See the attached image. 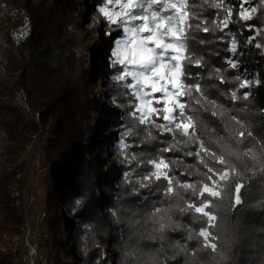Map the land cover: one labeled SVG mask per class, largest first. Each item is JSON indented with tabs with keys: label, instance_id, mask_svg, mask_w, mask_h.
I'll list each match as a JSON object with an SVG mask.
<instances>
[{
	"label": "trees",
	"instance_id": "16d2710c",
	"mask_svg": "<svg viewBox=\"0 0 264 264\" xmlns=\"http://www.w3.org/2000/svg\"><path fill=\"white\" fill-rule=\"evenodd\" d=\"M86 1L0 0V66L14 76L8 85L0 82V89L8 87L7 93H0V99L6 100V104L0 100V159L8 156L16 160L25 139L40 129L39 124L49 133L47 157L55 162V175L51 176L57 187L53 204L59 208L63 203L73 216L71 245L80 264H264V49L257 47L256 38V27L264 29V0H249L260 7L249 23L239 17L244 0H224L225 8L233 9L227 32L216 28L206 33L193 28L194 38L189 40L194 58L202 63L188 67L197 73L207 97L204 106H197L199 111L193 113L197 135L237 170L226 184L222 183L223 198L215 200L209 209L217 216L216 227L211 229L218 238L215 253L204 248L203 239L198 238L199 230L207 224L186 207L188 201L199 203L191 189H180L178 195L166 197V181L149 184L143 179L153 170L147 161L162 155L175 161L171 174L177 179L183 183L201 181L206 168L198 157L185 155L199 150L197 144L160 153L158 149L167 146L161 141L170 142L171 135L160 136L153 129L158 140L149 141L141 127L144 135L134 137L131 133L136 161L113 162L105 154L108 151L99 129L103 124L91 125L102 108L100 94L93 88L92 68L78 70L79 58L66 43L68 30L81 22ZM200 2L196 0L197 5ZM192 11L200 14L192 23L207 21L210 29L226 15L225 9L207 5ZM228 32L238 40L242 64L260 82L247 98L240 87L241 79L229 67ZM114 69L118 72L120 66ZM101 77L108 84L114 105L125 112L129 127L135 126L123 85L103 70ZM15 95L21 97L29 114L37 115L38 123L28 122L15 104ZM213 111L217 115H212ZM113 112L106 109L105 114L109 113L110 119ZM241 131L243 138L238 135ZM206 159L217 169L225 168ZM12 177V173H0V229L9 234L21 221L9 193ZM237 183L245 187L241 189L242 203L233 207ZM156 207L168 209L163 219L152 215ZM107 209L113 215H107ZM64 220L61 215L51 220L53 232L60 235ZM57 234L55 241L64 248Z\"/></svg>",
	"mask_w": 264,
	"mask_h": 264
},
{
	"label": "snow or ice",
	"instance_id": "6c2138e0",
	"mask_svg": "<svg viewBox=\"0 0 264 264\" xmlns=\"http://www.w3.org/2000/svg\"><path fill=\"white\" fill-rule=\"evenodd\" d=\"M244 2L248 3L249 0ZM205 5L226 11L224 19L215 22L211 29L207 26V21L192 23L200 19V14L192 11V8H203ZM241 9L239 13L241 20L250 18L249 11L251 13L257 11L255 7L243 8V4ZM232 11L231 7L225 8L224 0L219 2L201 0L198 5L196 0H192L191 4L189 0H103L100 7V12L108 23L122 29V38L115 39V49L111 51L112 66H120L118 74L112 79L122 84L126 90L131 101L130 115L138 125L144 126L143 130L146 131V139L149 141L158 140V136L153 135V129L160 136L165 133L171 135L170 142L161 141L167 143V146L159 148L160 153L181 151L192 144H197L199 150L187 151L185 155L198 157L199 162L206 168L201 181L183 183L171 174L173 171L171 164L175 161L160 155L147 161L153 170L145 174L143 179L149 184L166 181L164 191L166 197L178 195L180 189L185 191L191 189L192 194L198 197L199 203L188 201L186 207L197 214L196 219L207 224V227L199 230L198 238H202L203 247L210 248L213 253L217 251L218 245L215 241L218 238L211 229L216 227L217 216L209 209L214 206L215 200L223 198L225 184L230 175H235L237 170L229 167L225 157L209 149L197 135L198 122L193 113L199 111L197 106H204L207 97L199 83L197 73L190 71L188 67L191 64L199 67L202 63L200 58H194L189 40L194 38L191 35L193 28L206 33L210 30L215 31L216 28L223 31L230 22ZM200 42L205 41L201 39ZM235 50L236 41L233 39L231 51L235 53ZM228 63L232 68L237 67L232 60ZM237 79L240 80V77L237 76ZM247 83L241 80L240 87H246ZM232 98H236L235 91ZM212 115L217 113L213 111ZM238 135L243 138L245 133L241 131ZM121 147L127 145L121 142ZM206 158L224 165L225 168L213 167ZM243 187L245 186L242 183L235 185L233 207L242 203ZM167 211L166 208L156 207L152 215L163 219V214Z\"/></svg>",
	"mask_w": 264,
	"mask_h": 264
},
{
	"label": "rangeland",
	"instance_id": "374dc122",
	"mask_svg": "<svg viewBox=\"0 0 264 264\" xmlns=\"http://www.w3.org/2000/svg\"><path fill=\"white\" fill-rule=\"evenodd\" d=\"M94 3L101 7L103 0L86 1L82 7L81 22L68 30L66 43L79 58L78 70L83 71L87 68H92L93 88L99 95L101 85H106V89H108V84L101 78L102 70L107 72L109 77H113L119 72L115 69L113 70L111 51L115 49V39L122 38V29L116 25L109 24L106 18L105 23L98 22L99 10L94 7ZM250 7H255L257 11L255 13L249 11L248 15L250 18L242 20L244 23L252 22L260 11V7L254 6L251 2L243 3V8ZM248 25L252 26L251 24ZM249 26L248 29L250 30L251 27ZM223 30L227 32L228 26L223 28ZM21 31L22 29L19 30V34ZM263 31V28L259 29L256 27L258 44L264 49ZM229 34L231 36L229 44L230 54H233L231 51L233 39L236 41L235 51H237L235 58L232 59L230 57L228 59H232L237 67L232 68L230 65L229 67L233 69L241 80L248 82L247 86L242 89L244 96L246 94L247 97H250L254 85L260 82L257 76H253L254 73L250 71L248 66L242 64L238 54V40L233 33L228 32L227 35L229 36ZM13 77L12 72L0 66V82L8 85L13 80ZM128 82H131L130 79ZM7 88L0 89V93H2V90L7 93ZM103 95L100 94V105L102 108L97 110V118L92 121L91 125L92 127H98L99 124H103L99 129L100 135L105 142V149L108 151L105 154L113 162H117L120 159H124L127 162L136 161L137 156L134 154V150L131 149L133 146L131 133L134 137L144 135L141 131L144 126L138 125L135 121V126L129 127L122 108L118 105L109 106V101H107L108 105H103ZM0 100L3 104H6V100ZM15 101V104L21 107L31 125L38 123L37 115L28 113L29 110L23 105L19 95H15ZM106 109L114 111L110 119L108 118L109 113L105 114ZM104 119H108V121ZM101 120H104V122L101 123ZM39 128L37 132L31 134V137L25 139L24 147L16 160H11L8 156H5L2 160L0 159V173L6 172L13 175L9 193L13 199V208L21 217L20 224L16 228L13 227L12 233L10 232L9 234L5 230L0 229V264H80L78 256L74 254L75 248L71 245L69 227L73 216L63 203L59 208L53 204V196L57 187L54 185L51 175H55V162L47 157L49 133L43 127H40V124ZM121 142L127 147L122 148ZM137 180L140 181V179ZM146 181L144 180V182ZM105 213L113 215L109 209ZM57 215L66 217V220L63 221L60 235L53 232L50 223ZM9 224H12V222ZM56 234L64 241V248H60L57 245L55 241L57 238Z\"/></svg>",
	"mask_w": 264,
	"mask_h": 264
},
{
	"label": "bare ground",
	"instance_id": "6f19581e",
	"mask_svg": "<svg viewBox=\"0 0 264 264\" xmlns=\"http://www.w3.org/2000/svg\"><path fill=\"white\" fill-rule=\"evenodd\" d=\"M102 78V77H101ZM103 79V78H102ZM106 88V85H101V88L99 89L100 91L99 92H103L104 91V89ZM107 96V95H106ZM103 97V96H102ZM107 101H108V97H106L105 98V103L107 104ZM112 104V103H111ZM103 105H105L104 103H103ZM109 106H111L110 104H109ZM108 107V106H107Z\"/></svg>",
	"mask_w": 264,
	"mask_h": 264
},
{
	"label": "built area",
	"instance_id": "2783aa9c",
	"mask_svg": "<svg viewBox=\"0 0 264 264\" xmlns=\"http://www.w3.org/2000/svg\"><path fill=\"white\" fill-rule=\"evenodd\" d=\"M231 48H232V46H231ZM232 53H233V52H232ZM236 56H237V51H235V53L231 54L230 57L233 59V58H235ZM232 59H231V60H232ZM228 61H229V60H228ZM105 98H106V97H105ZM104 101H105V99H104Z\"/></svg>",
	"mask_w": 264,
	"mask_h": 264
},
{
	"label": "clouds",
	"instance_id": "9594fccd",
	"mask_svg": "<svg viewBox=\"0 0 264 264\" xmlns=\"http://www.w3.org/2000/svg\"><path fill=\"white\" fill-rule=\"evenodd\" d=\"M111 96L110 92L108 91L107 93H105V96Z\"/></svg>",
	"mask_w": 264,
	"mask_h": 264
}]
</instances>
